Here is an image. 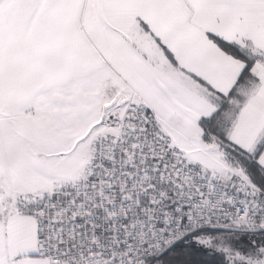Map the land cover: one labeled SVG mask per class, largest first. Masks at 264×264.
I'll list each match as a JSON object with an SVG mask.
<instances>
[{"label":"snow or ice","instance_id":"1","mask_svg":"<svg viewBox=\"0 0 264 264\" xmlns=\"http://www.w3.org/2000/svg\"><path fill=\"white\" fill-rule=\"evenodd\" d=\"M0 264H264V0H0Z\"/></svg>","mask_w":264,"mask_h":264}]
</instances>
